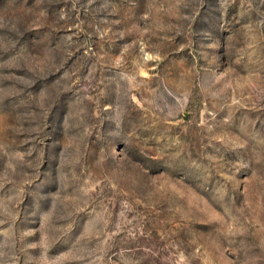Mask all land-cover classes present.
<instances>
[{
  "label": "rangeland",
  "instance_id": "1",
  "mask_svg": "<svg viewBox=\"0 0 264 264\" xmlns=\"http://www.w3.org/2000/svg\"><path fill=\"white\" fill-rule=\"evenodd\" d=\"M0 264H264V0H0Z\"/></svg>",
  "mask_w": 264,
  "mask_h": 264
}]
</instances>
